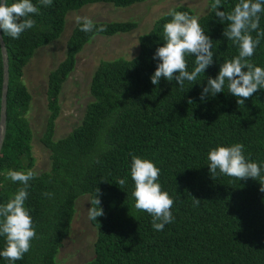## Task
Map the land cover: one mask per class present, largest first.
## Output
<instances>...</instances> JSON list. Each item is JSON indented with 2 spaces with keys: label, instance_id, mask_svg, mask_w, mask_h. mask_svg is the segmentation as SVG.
<instances>
[{
  "label": "trees",
  "instance_id": "trees-1",
  "mask_svg": "<svg viewBox=\"0 0 264 264\" xmlns=\"http://www.w3.org/2000/svg\"><path fill=\"white\" fill-rule=\"evenodd\" d=\"M145 0H53L33 16L36 26L19 39L1 31L8 56L6 130L0 148V205L23 187L7 178L9 171L33 170L32 129L26 118L31 94L22 81L24 66L34 52L57 39L68 11L95 2L118 7ZM10 4L12 0H7ZM38 3V0H32ZM197 21L212 39L213 63L199 83L185 81L184 88L161 78L151 83L163 45V26L171 17L163 14L152 28L138 37V53L99 62L90 80L92 100L81 122L64 137L54 139L60 113L59 93L74 69L76 56L94 35L111 36L133 30L134 20L94 21L103 32L85 33L75 24L65 47V57L47 77L48 115L40 141L49 151L50 165L29 181L25 207L36 237L29 252L14 264H61L57 254L70 232L75 200L99 189L104 215L90 220L96 228L93 256L83 264H264V192L260 181L237 180L217 173L212 178L208 152L219 146L244 145V155L261 165L264 177V89L237 105L227 92L201 100L207 78H215L220 65L238 55V47L224 35L226 22L210 10ZM238 0H222L219 10L231 12ZM176 11H193L177 6ZM264 30V13L260 14ZM253 37L256 32L251 33ZM194 56L187 57L188 70ZM251 62L264 67V37ZM227 83V82H226ZM2 56L0 50V99ZM148 159L159 169L157 181L174 200V220L162 231L152 227V216L135 208L132 156ZM35 172V171H34ZM126 179L121 188L117 181ZM50 192L51 197L43 193ZM199 199L194 204L195 198ZM91 207V204L89 205ZM6 246L0 236V251ZM0 264H10L0 256Z\"/></svg>",
  "mask_w": 264,
  "mask_h": 264
},
{
  "label": "clouds",
  "instance_id": "clouds-1",
  "mask_svg": "<svg viewBox=\"0 0 264 264\" xmlns=\"http://www.w3.org/2000/svg\"><path fill=\"white\" fill-rule=\"evenodd\" d=\"M52 3L53 0H38L35 4L32 0H12L9 4L7 0H0V31L12 39H19L22 33L36 26L33 16L40 15L41 6L48 7ZM221 3L222 0H213L210 10L219 21L226 22L223 35L237 45L238 55L222 63L215 78H207L200 98L203 101L208 96L215 97L217 93L225 92L227 87V92L236 97L237 105H244L245 100L253 97L259 89H264V67L254 65L250 59L264 37V30L260 29L264 0H238L231 12L219 10ZM165 15L171 17V20L163 26L164 43L156 49L153 57H158L160 62L150 79L153 85H157L162 77L169 82L175 80L183 89L185 81L191 85L199 83L206 68L213 63L212 39L189 13L169 9ZM74 20L85 33L107 30L102 24L97 27L87 16L76 15ZM252 32H256L255 37ZM189 55L195 58V66L191 71L188 70ZM243 150L244 145L241 143L218 145L211 149L208 152L210 175L214 178L219 172L238 181L252 178L260 181V191L264 192L261 165L249 161ZM36 175L32 170L7 173V178L23 185L10 200L0 205V236H4L6 241L0 256L10 264L23 259L31 248V241L36 237L32 218L25 207L29 181ZM130 176L134 182L132 196L135 208L150 214L152 227L162 231L166 224L174 220L171 211L174 200L157 182L160 169L152 161L133 155ZM126 183V179L121 178L116 184L123 188ZM98 193L97 188L90 201L91 207L88 208V218L93 221L104 215ZM43 195L51 197L53 194L45 192ZM193 203L198 204L199 199L195 198Z\"/></svg>",
  "mask_w": 264,
  "mask_h": 264
},
{
  "label": "rangeland",
  "instance_id": "rangeland-1",
  "mask_svg": "<svg viewBox=\"0 0 264 264\" xmlns=\"http://www.w3.org/2000/svg\"><path fill=\"white\" fill-rule=\"evenodd\" d=\"M177 6L191 8L192 17L198 19L208 11V0H145L125 7L109 2H95L67 12L60 36L34 52L24 66L22 76V81L31 94L25 116L32 129L31 153L35 158L33 170L36 173L47 170L50 165L49 151L40 141L48 115L47 76L65 57L66 41L76 24L74 17L87 16L93 21L134 20L137 26L129 32L111 36L94 35L77 54L75 67L63 82L58 95L60 113L55 122L54 139L64 137L81 122L86 105L92 100L89 85L99 62L135 56L139 48V35L148 32L157 18ZM89 205L88 194L80 195L75 200L70 232L57 254L61 264H83L93 256L96 228L88 218Z\"/></svg>",
  "mask_w": 264,
  "mask_h": 264
},
{
  "label": "water",
  "instance_id": "water-1",
  "mask_svg": "<svg viewBox=\"0 0 264 264\" xmlns=\"http://www.w3.org/2000/svg\"><path fill=\"white\" fill-rule=\"evenodd\" d=\"M0 50L2 56V87H1V99H0V148L4 139L6 129V94L8 87V56L6 46L2 39L0 31Z\"/></svg>",
  "mask_w": 264,
  "mask_h": 264
}]
</instances>
